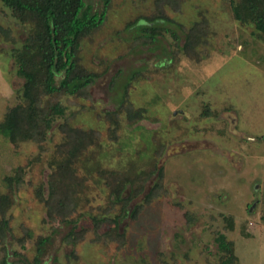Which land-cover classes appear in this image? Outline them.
<instances>
[{
    "label": "rangeland",
    "instance_id": "374dc122",
    "mask_svg": "<svg viewBox=\"0 0 264 264\" xmlns=\"http://www.w3.org/2000/svg\"><path fill=\"white\" fill-rule=\"evenodd\" d=\"M230 1L181 0L177 9L163 4L159 12L156 0L111 2L103 25L80 43L81 65L97 75L89 98L58 99L63 114L52 115L41 148L13 144L0 132V195L12 199L0 256L4 246L9 261L15 251L32 261L38 239L47 238L39 264H220L216 239L223 235L237 264H264V42L253 26L232 19ZM85 2L93 12L102 8V0ZM157 14L164 18L156 25L160 34L153 44L141 42L146 23L140 18ZM203 18L209 30L195 61L183 52L185 34ZM0 28L14 41L0 31L1 124L22 102L23 79L12 50L22 47L27 28L1 3ZM128 104L131 113L140 111L139 118L129 120ZM65 121L96 131L75 164L80 176L96 168L119 171L126 197L139 187L136 176L163 169L167 194L136 220H121L120 248L92 242L91 231L75 246L67 243L75 224L50 222L38 199V191L47 197L48 177L62 160L56 146ZM155 179L143 184L130 209ZM79 197L77 213L86 215L77 229L91 228L87 211L106 205L109 189L94 173Z\"/></svg>",
    "mask_w": 264,
    "mask_h": 264
},
{
    "label": "trees",
    "instance_id": "16d2710c",
    "mask_svg": "<svg viewBox=\"0 0 264 264\" xmlns=\"http://www.w3.org/2000/svg\"><path fill=\"white\" fill-rule=\"evenodd\" d=\"M113 0H102V8L92 11L85 0H0L11 16L27 28V36L20 49H13L12 53L17 62V74L23 79L21 86V104L9 109L0 124V132L13 143L33 142L39 148L46 141L51 127L52 115H62L63 109L58 99L61 97L89 98V86L94 82L96 74L89 72L81 65L79 48L81 40L95 33L104 23L107 11ZM181 0H156V10L165 5L177 9ZM230 14L234 21L241 25H251L254 35L264 42V0H231ZM146 25L141 26L143 34L141 42L153 44L160 28L158 21L164 20L159 14L143 17ZM139 20V21H140ZM207 20L195 23L185 34L183 52L195 61L200 60L198 48L207 37ZM2 34L14 43L8 29L0 28ZM126 109L130 121L139 118L140 111L131 113L132 106ZM205 109L203 115H208ZM62 133V142L56 146L57 153L62 160L56 164L48 177V194L44 198L38 191V199L43 202L46 216L50 222L57 219L60 222L74 223V227L65 238L73 246L81 242L91 231L92 242H116L117 248L124 244V232H119V225L123 218L131 221L138 218L140 212L150 206L158 198L167 194L163 187V169L152 168L147 173L134 178L140 183L132 195H121L122 173L115 170H88L89 175L80 176L75 164L78 159L93 145L96 131L82 130L68 125L67 121L58 127ZM95 173L103 180L109 189L110 199L104 206L90 208L88 218L91 228L77 229V221L84 218L78 214L80 204L79 195L86 188L90 176ZM156 175L143 199L131 209L130 203L143 191V184ZM89 176V177H88ZM22 171L19 170L15 186L21 183ZM132 180V179H131ZM133 181V180H132ZM134 182V181H133ZM118 185V186H117ZM12 205V199L7 195H0V243L4 244L6 233L9 231L7 210ZM187 224L193 221L189 213H185ZM264 220V218H263ZM105 227V231L101 229ZM25 233L27 230L24 231ZM47 238L37 241L36 255L29 261L25 255L12 252L14 260L9 261L6 247L1 248L0 264H39V257ZM20 239L18 243H22ZM216 242L221 252L220 264H237L231 244L220 235ZM224 254V255H223Z\"/></svg>",
    "mask_w": 264,
    "mask_h": 264
}]
</instances>
